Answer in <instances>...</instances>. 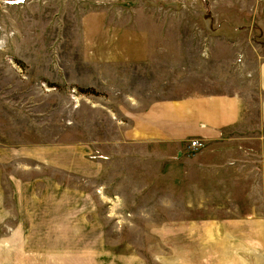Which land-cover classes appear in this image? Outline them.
<instances>
[{"label": "rangeland", "instance_id": "obj_1", "mask_svg": "<svg viewBox=\"0 0 264 264\" xmlns=\"http://www.w3.org/2000/svg\"><path fill=\"white\" fill-rule=\"evenodd\" d=\"M156 16L212 18V13L207 0H0V161L62 166L65 177L52 167L49 175L64 180L65 207L79 203L104 215L97 227L80 233L82 244L100 243L101 248H82L99 254V264H205L200 263L201 233H186L184 227L185 220L196 224L202 218L178 216L184 202L169 200L171 171L164 153L152 145L122 146L120 140L131 105L140 97L160 98L147 97V91L170 89L161 87L168 81H158L152 69L143 73L135 63L105 62L103 50L119 51L128 38L153 33L144 23ZM256 32L264 40V30ZM193 141L201 147L191 148ZM203 147L200 140L189 142L192 161L202 163L196 158ZM232 169L205 170L225 182L221 196L226 200L217 201V185L207 186L209 212L254 204L264 213L262 200H240L253 186L240 183L244 170ZM195 171L190 169L198 177ZM254 186L258 193L263 189ZM199 188L192 186L194 197ZM253 253L237 255L242 264H264ZM219 259L228 264L224 256Z\"/></svg>", "mask_w": 264, "mask_h": 264}, {"label": "crops", "instance_id": "obj_2", "mask_svg": "<svg viewBox=\"0 0 264 264\" xmlns=\"http://www.w3.org/2000/svg\"><path fill=\"white\" fill-rule=\"evenodd\" d=\"M207 1L212 18L156 16L144 23L153 33L128 38L126 48L103 53L105 62L135 63L139 72L152 69L158 81H168L161 87L169 91L144 93L160 98L140 97L131 105L127 124L121 123V145H152L164 153L171 171L169 200L184 202L178 216L202 218L196 224L184 221L186 233H201L200 263L226 264L219 259L224 256L228 264H242L240 250L264 258V213L254 204L209 212L207 186L217 185V201L226 200L221 196L225 182L205 170H244L240 183L253 188L243 190L240 200L264 204V40L256 32L264 30V0ZM191 140L204 146L196 158L202 163L190 158L195 152L189 149ZM26 162L0 161V264H99V254L82 248H101L100 243L82 244L80 233L97 227L104 215L79 203L65 207L66 184L58 174L49 175L52 167L65 177L60 164ZM257 184L263 186L260 193ZM193 185L200 186L195 197Z\"/></svg>", "mask_w": 264, "mask_h": 264}, {"label": "built area", "instance_id": "obj_3", "mask_svg": "<svg viewBox=\"0 0 264 264\" xmlns=\"http://www.w3.org/2000/svg\"><path fill=\"white\" fill-rule=\"evenodd\" d=\"M200 147H201V145L198 142H196V141H193L191 143V148H193V149H197V148H200Z\"/></svg>", "mask_w": 264, "mask_h": 264}]
</instances>
